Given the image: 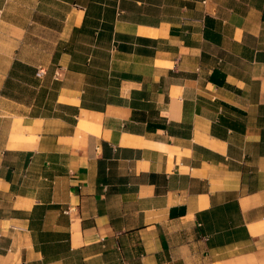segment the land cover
I'll use <instances>...</instances> for the list:
<instances>
[{"label":"crops","instance_id":"0c3cea01","mask_svg":"<svg viewBox=\"0 0 264 264\" xmlns=\"http://www.w3.org/2000/svg\"><path fill=\"white\" fill-rule=\"evenodd\" d=\"M0 264H264V0H0Z\"/></svg>","mask_w":264,"mask_h":264},{"label":"trees","instance_id":"16d2710c","mask_svg":"<svg viewBox=\"0 0 264 264\" xmlns=\"http://www.w3.org/2000/svg\"><path fill=\"white\" fill-rule=\"evenodd\" d=\"M7 88L8 89H15V93H17V94H21L23 91L26 90V88L23 87V86L9 87V85H8ZM48 88H49V85L42 87V89L40 90L39 98L37 99V101L39 102L38 103L39 104L38 107L42 106V103H43V101L45 100V98H46V96L48 94V91H49ZM8 92H10V95L12 97L15 96L16 99L23 100V98L21 96L19 97V95H16L15 93H13V91H8Z\"/></svg>","mask_w":264,"mask_h":264},{"label":"bare ground","instance_id":"6f19581e","mask_svg":"<svg viewBox=\"0 0 264 264\" xmlns=\"http://www.w3.org/2000/svg\"><path fill=\"white\" fill-rule=\"evenodd\" d=\"M24 129H25V127L23 126V124H22V119L20 118L19 119V122H18V125L16 126V128H15V132L18 134V133H20V134H24ZM12 141H14V142H24V137L22 136V137H15ZM78 235H80L79 233L77 234L76 233V236H75V239H74V241H75V243H78L80 240H79V238H78Z\"/></svg>","mask_w":264,"mask_h":264},{"label":"rangeland","instance_id":"374dc122","mask_svg":"<svg viewBox=\"0 0 264 264\" xmlns=\"http://www.w3.org/2000/svg\"><path fill=\"white\" fill-rule=\"evenodd\" d=\"M23 8H24V7H23ZM23 8H20V9H21L20 12L22 11ZM16 9H19V8H16ZM12 11H14V9H12ZM16 11H17V13L19 12V10H16ZM10 13H13V12H10ZM11 15H14V14H10V16H11ZM31 32L34 33V34H37L39 31H38V30H35V31H34V30L31 29ZM32 38H34V35H33V34H32ZM34 39H36V38H34ZM38 39H39V38H38ZM1 108H3V107H1ZM4 109H5V107H4ZM15 111L22 112L23 109H18V108L16 107V108H15ZM14 136H15V137H22V136H23V137L25 138V134H20V133L17 134L16 132H15Z\"/></svg>","mask_w":264,"mask_h":264},{"label":"built area","instance_id":"2783aa9c","mask_svg":"<svg viewBox=\"0 0 264 264\" xmlns=\"http://www.w3.org/2000/svg\"><path fill=\"white\" fill-rule=\"evenodd\" d=\"M41 75H42V74H41V72L39 71V72H38V76H41Z\"/></svg>","mask_w":264,"mask_h":264}]
</instances>
